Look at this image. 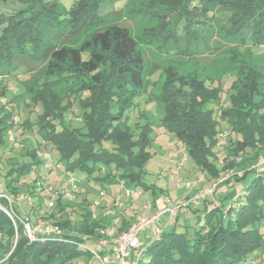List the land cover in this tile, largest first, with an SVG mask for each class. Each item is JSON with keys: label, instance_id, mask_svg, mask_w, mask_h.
<instances>
[{"label": "trees", "instance_id": "obj_1", "mask_svg": "<svg viewBox=\"0 0 264 264\" xmlns=\"http://www.w3.org/2000/svg\"><path fill=\"white\" fill-rule=\"evenodd\" d=\"M118 1L0 0V80L17 78L41 68L47 71L44 78L33 86H24L23 93L11 101L28 96L31 103L39 106L33 135L41 137L43 144L51 145L57 154L53 165L42 169V162L36 159L38 147L27 150L32 161L13 160L6 174L0 172V194L14 200L24 195L23 192L31 196L37 193V187L21 181L30 179L32 172L52 171L60 164L63 173H83L81 180L85 183L90 180L97 186L82 189L76 182L74 188H69L70 199L63 197L64 187H55L52 207L41 212V208L32 204L29 216L13 206L16 215L26 217L32 225L59 228L56 234L37 233L32 241L27 239L22 225L18 223L15 229L0 211V260L7 255L0 264H76L80 259L97 260L90 243L95 247L107 239L109 228L106 217H100L101 212L92 217L88 193L99 194L111 183L141 193L150 187L143 179V167L149 159V127H140L139 123L131 127L126 113L134 99L145 92V65L140 49L128 31L116 25L91 32L79 47L63 45L65 39L84 28L100 26L102 9ZM139 1L142 11L159 22L149 36L158 37L163 43H178L182 38L203 40L197 34L205 25L203 20L228 11L224 36L240 37L244 42V34L249 32L247 47L264 48V0ZM241 75L242 79L238 76L232 81V93L225 107L206 108L207 103L219 101L220 85L215 86L212 81L205 84L196 74L179 76L171 68L166 69L165 80L154 97L162 105L164 127L184 144L199 169L207 171L208 179L216 172L215 156L221 149L227 155L244 159V164L235 163L225 156L222 169L246 170L245 162L253 166V161L264 160L261 75L250 67L241 70ZM67 79L74 82L63 102L52 89ZM6 103L0 102V148L7 141L9 121L14 115V106ZM74 115L81 126L72 125ZM217 118L226 125V146L219 142L224 133ZM247 149L254 150L252 157L244 156L249 154ZM249 171L238 181L250 173L254 176L232 202L215 204L210 209L207 207L210 200L203 198L199 202L204 207L202 223L195 224L192 234L178 231L176 221L148 243H141L142 251H131L130 257L135 253L136 264L263 263L264 173L251 167ZM40 190L44 187L40 186ZM74 194L80 196L79 202L74 201ZM74 206L79 210L77 219L72 221L71 213L66 210L75 212ZM183 210L193 214L198 208L189 206ZM178 216L177 213L176 220ZM123 222L118 228L120 233L126 231ZM111 254L112 249L96 252L107 258Z\"/></svg>", "mask_w": 264, "mask_h": 264}, {"label": "rangeland", "instance_id": "obj_2", "mask_svg": "<svg viewBox=\"0 0 264 264\" xmlns=\"http://www.w3.org/2000/svg\"><path fill=\"white\" fill-rule=\"evenodd\" d=\"M133 9L139 11H132ZM229 15L230 12L228 11H220L215 13L211 20H203L205 25H203L204 27H202L201 31L197 32L198 35L203 37V40L197 39V42H195L194 39L188 41L182 38L178 43L169 41L163 43L158 37L155 38L153 35L149 36V34L154 32L158 27L159 22L157 19L149 18V16L142 11L141 2L139 0H119L113 5H106L102 9L100 26L86 27L74 37L63 41V45L79 47V44H81L91 32L116 25L128 31L134 41L133 43L136 44L143 55L145 65V92L134 99L131 109L126 112L129 116L131 127H133L135 123H139L140 127L146 125L149 127L148 138L150 142L147 146L149 159L143 167V179L150 187L141 193L140 196L142 197L138 205H136L137 207H135L136 213L137 211H141L142 213V209L139 207L144 206L146 202L150 203L152 206L159 204L161 209H166L176 204H182L186 199H190L196 195H204L213 188V185L218 184L219 180L225 176H228L229 180L220 183L221 185L219 187L216 186V190L214 189L211 195L209 194L204 198L211 201L210 204L207 205L209 209L214 207L215 204L218 206L228 204L245 190L252 176H254V173H250L245 179L238 181L240 176H243L246 172H250L249 169L251 165L249 166V162H245L247 165L246 170L240 168H235L233 170L227 168L222 169V158L225 156L231 158L229 160L230 162L233 161L235 163L239 162L244 164V159L239 156L227 155L226 151L221 149L215 156L217 159L214 164L216 172H214L212 176H209L208 179L205 176L207 175V171H201L199 169L196 162L187 153L184 144L164 127L162 105L154 98L159 94L160 87L165 80L166 69L168 68L175 70V72L182 77L196 74L197 79L205 81V84L212 81L215 86L220 85L221 93L219 94V101L217 103H207L206 108H213L216 105H219V107L228 105V97L232 93L230 89L232 81L238 76L243 78L241 70L245 71L248 67L261 75H259V83L261 88L264 89V48L247 47V42L250 40L249 32H245L244 42L240 37L230 38L224 36L223 26L225 24V18ZM46 75L47 71L41 68L33 73L23 74L17 78L0 80V102L6 101L7 106H14V115L9 121L10 127L8 131L18 140V145L13 146L8 142V135H6L7 141L5 145L0 148V172L2 175L6 174L11 168V162L13 160L19 163H28L32 161L33 158L27 154V150H32L33 147H38L36 150L37 160L43 162L42 157L45 154H50L53 163L55 162L57 154L54 152L53 147L48 144L44 145L41 137L33 135V132L36 130V117L40 109L39 106L31 103L28 96L14 98L13 101H11L14 96H19L23 93L24 86H33L35 82L41 80V78H44ZM73 82L72 79L60 82L57 86L53 87L52 92L58 96L60 101L63 100L64 102L65 100L63 97L66 95L67 89L73 85ZM240 82H243V80ZM71 122L74 127L81 126L76 115L73 116ZM219 122L221 123V129L224 133V137L221 138L219 142L222 146H226L228 140L226 125L222 123L221 120H219ZM104 146H107V143H104ZM247 152L249 154H245V157H252L254 154V150L247 149ZM257 161L258 159L253 162L257 163ZM62 170L63 167L62 164H60L54 167L52 171L46 172L38 170L32 172L29 176L30 179H24L21 182L25 183L27 186L30 184L35 185L37 187V193H33L30 196L23 192L24 195H20L18 199L14 200L16 203H12L13 206L18 209L21 214L26 216H29L32 204L36 208H41V212L48 211L49 208L47 206L49 202L55 201L54 192L52 191L51 194L47 196L44 190H40V186L44 187V189L46 187L52 189L55 187L57 189L58 187L65 188L70 173L65 174ZM202 175H204V177ZM73 176L80 188H91V186L97 188V186L92 184V181L89 180L85 183V181L81 180L84 176L83 173L75 172ZM201 177L202 180L200 181ZM107 189L108 194L114 197L116 201L121 202L122 198H125L118 184L111 183V185L107 186ZM74 196L76 197L74 201L77 200V202H79L80 196L75 194ZM87 198L91 204L90 212L95 216L98 215L99 213L97 210L99 211L100 207H92L94 202L99 201L97 192H89ZM109 200H111V198H109ZM202 200L203 198L200 201ZM75 208V212H71L70 209L66 210L68 213H71L72 221H75L78 217L79 208ZM192 208H198V211L193 214L190 213L187 221H184V219L176 220L175 216L172 219L168 214L162 217V221L168 220L170 221V225H174L175 222L178 221L176 226L177 230L187 231V234L190 235L194 231L193 228L195 224L202 223L201 218L203 216L202 211L204 207L203 205H199L192 206ZM182 209L179 210L178 215L182 212ZM155 227L159 232L163 230H159L157 224ZM167 227V229L170 228V226ZM90 244L91 249L95 252L109 250L99 245L94 247V243ZM136 258V255L133 254L132 257L127 259V263L136 264ZM76 264L100 263L98 260L86 261L85 259H80ZM109 264H114L113 260ZM259 264H264V261Z\"/></svg>", "mask_w": 264, "mask_h": 264}, {"label": "built area", "instance_id": "obj_3", "mask_svg": "<svg viewBox=\"0 0 264 264\" xmlns=\"http://www.w3.org/2000/svg\"><path fill=\"white\" fill-rule=\"evenodd\" d=\"M15 120V119H14ZM8 135V142H10L13 146H17L18 140L13 136L11 132H7ZM43 162L41 165L42 169H47L50 166L53 165V159L50 154H45L43 157ZM251 169L254 171H258L260 173H264V160L258 159L257 163H255L253 166H251ZM204 177V175H202ZM221 179V178H220ZM202 180V177L200 178V181ZM228 180V176L223 177L221 180H219L218 184L225 182ZM76 182L75 177L73 174H70L68 176L67 180V187L64 188L62 195L64 198L70 199L71 194L69 193V188H74V184ZM213 185V188L209 190L207 193L196 195L190 199H186L182 204H176L166 209H161L160 206H156V211L150 216L147 215H141L136 218V221L132 223L133 225L127 229L124 232L119 233L117 236H115L113 240V247H112V255L116 258L117 264H128L127 259L130 257L131 251H142L141 243L139 241L140 234L147 231L152 230L154 232V235L159 233L157 231L155 225L156 222L159 221L160 216L163 214H168L170 218L177 215L180 209L189 207V206H198L199 202L202 198H204L207 195H211L212 191L215 189V187L218 185ZM121 191L124 193L125 197L130 199L131 201H136L139 199L141 192L138 190H132L130 188H127L123 185L120 186ZM52 188L46 187L44 189L45 195L49 196L52 192ZM106 198V193L104 191L100 192L98 194L99 201L94 202L92 205L93 208L99 207L100 202ZM5 201V203L3 202ZM14 199L5 195L0 194V211H3L7 217L11 220L13 225L16 226L19 223L23 226L27 238L32 241L34 239V236L37 233H43L46 235L49 234H56L59 233V228L56 226H41V225H32L29 223V220L26 217H20L19 215H16L13 208ZM52 202H49L48 208L52 207ZM122 206V203L120 201L114 202V208H120ZM152 205L148 202L144 205V208L146 210L151 209ZM108 210L107 212H109ZM106 212V213H107ZM92 217L95 218V215L92 213ZM100 245H104V240L99 242ZM92 253L95 255V258L99 261L100 264H108V258L107 257H101L96 255V252L92 251ZM7 256V255H6ZM4 256L2 260H0V263L4 261L7 257Z\"/></svg>", "mask_w": 264, "mask_h": 264}, {"label": "crops", "instance_id": "obj_4", "mask_svg": "<svg viewBox=\"0 0 264 264\" xmlns=\"http://www.w3.org/2000/svg\"><path fill=\"white\" fill-rule=\"evenodd\" d=\"M54 167H57V166H54ZM104 191L106 192L107 197L103 200L101 207H100L101 209H99V211L97 210V212L98 213L101 212L100 217H102V218L106 217L107 223L106 222L105 223L107 224L109 229L106 230L107 239L104 240V245L99 244V246H101L103 248L106 247V249H112L113 240H114L115 236H117L120 233V232H118V228L122 225V222L124 221L123 223L125 225L126 230L129 229L133 225L132 223H134L136 221V218L138 216H141V215L150 216V215H152L154 213V211H156L155 208H156L157 204H155V206L153 205L151 207V209H149V210H146L144 208V206H141L139 208L142 209V213H141V211L140 212L137 211V213H136L135 207H137L136 205H138V202L140 201V198L142 196H140L139 199L134 201V202L131 200H128V198L125 197V198H122V200H121L122 206L120 208H114V202L116 201L115 198L111 197L108 194L107 187L104 189ZM109 198H111V200H109ZM158 206H159V204H158ZM108 210H110V211L107 212ZM165 216H167V214H163L162 216H160L159 221L156 222L157 228H159V230L164 229V228L167 229L168 228L167 226H171L170 221H168V220L162 221V217H165ZM189 216H190V213L187 212L186 210L182 209V212L179 214L177 220H179V219L183 220L184 219V221H187ZM173 218L174 217H172V219ZM153 235H154V232L152 230H147V232L145 231V232L141 233L140 237H139L140 243H148L152 239ZM107 240H109V241H107ZM133 254H135V253H133ZM133 254H132V256H133ZM112 260H113L114 264H116L117 260L111 254L108 256V264Z\"/></svg>", "mask_w": 264, "mask_h": 264}]
</instances>
